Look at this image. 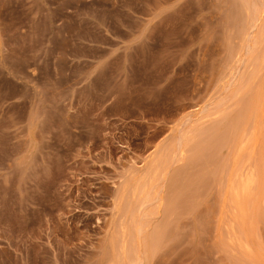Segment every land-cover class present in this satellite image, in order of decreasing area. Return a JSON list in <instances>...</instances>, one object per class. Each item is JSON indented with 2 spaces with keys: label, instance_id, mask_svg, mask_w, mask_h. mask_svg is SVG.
<instances>
[{
  "label": "rangeland",
  "instance_id": "obj_1",
  "mask_svg": "<svg viewBox=\"0 0 264 264\" xmlns=\"http://www.w3.org/2000/svg\"><path fill=\"white\" fill-rule=\"evenodd\" d=\"M0 264H264V0H0Z\"/></svg>",
  "mask_w": 264,
  "mask_h": 264
}]
</instances>
